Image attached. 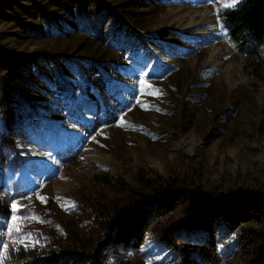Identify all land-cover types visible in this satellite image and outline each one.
<instances>
[{"label":"rangeland","instance_id":"rangeland-1","mask_svg":"<svg viewBox=\"0 0 264 264\" xmlns=\"http://www.w3.org/2000/svg\"><path fill=\"white\" fill-rule=\"evenodd\" d=\"M241 1L0 0V264H264V67L219 19Z\"/></svg>","mask_w":264,"mask_h":264},{"label":"trees","instance_id":"trees-1","mask_svg":"<svg viewBox=\"0 0 264 264\" xmlns=\"http://www.w3.org/2000/svg\"><path fill=\"white\" fill-rule=\"evenodd\" d=\"M71 9L73 10L72 19L76 23L77 29L87 35L95 36L97 39L103 37L105 14L100 16V12L98 13L97 10L93 11L80 3L72 4ZM219 19L224 25L225 37L228 43L236 53L246 59V62L254 70V74H256L264 67V60L262 59V50L264 48V0H242L236 7L221 12ZM108 25L109 23L107 27H109ZM42 57H46V55L42 54L37 56L35 61H41ZM52 72L54 74L56 73L54 71ZM89 96L91 95L84 96V98L80 99L78 102L85 100ZM13 97L16 98V96ZM97 101L101 102V104L94 109L89 107V110L95 112L98 109H102L104 116L106 112L105 109H109V105L98 99V97ZM136 177V181L147 190V192L151 193L153 201L175 200L177 195L184 193L181 187L182 182L177 179H169L168 182H155L147 179L146 176L142 174H137ZM101 180L106 182L104 177H101ZM0 211L3 214H8L7 205L2 207ZM129 213H131V211L126 212V214ZM143 230L144 227L142 226L140 232L136 236L135 246L140 244ZM27 255H29L28 251H21L18 257L22 258ZM81 255H83V258L86 259L85 261H88L90 264L101 263L98 250L93 254L85 253ZM66 261L67 260H64V258L61 259V257L53 255L45 258L42 264H67Z\"/></svg>","mask_w":264,"mask_h":264},{"label":"crops","instance_id":"crops-1","mask_svg":"<svg viewBox=\"0 0 264 264\" xmlns=\"http://www.w3.org/2000/svg\"><path fill=\"white\" fill-rule=\"evenodd\" d=\"M37 57V56H36ZM43 58V57H42ZM39 62V61H38ZM56 75H58V71H56ZM39 103H41V102H39ZM32 113V112H31ZM33 114V113H32ZM32 116H34V114L32 115ZM28 118H29V115H28Z\"/></svg>","mask_w":264,"mask_h":264}]
</instances>
